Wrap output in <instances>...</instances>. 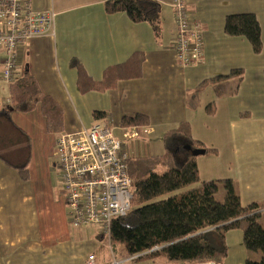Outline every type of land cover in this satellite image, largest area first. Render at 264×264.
Instances as JSON below:
<instances>
[{
	"label": "crops",
	"instance_id": "1",
	"mask_svg": "<svg viewBox=\"0 0 264 264\" xmlns=\"http://www.w3.org/2000/svg\"><path fill=\"white\" fill-rule=\"evenodd\" d=\"M157 1L163 20L159 40L148 23H133L123 13L108 15L106 0H32L34 11L56 13L55 28L17 49L15 78L29 72L41 91L61 106L63 133H76L103 121L96 120L93 112L104 111L116 137L124 139L126 131L141 129L123 130L122 117L148 115L149 132L127 142L128 153L134 157L152 156L146 140L189 122L193 137L216 150L198 157L201 180L230 179L243 205H263L264 0H186L191 19L200 22L204 35L203 62L191 68L179 65L170 50L177 30L170 0ZM246 12L255 13L261 24L263 52L258 55L245 39L224 33L227 15ZM136 52H143L145 58L141 77L122 79L104 93L79 91L73 58L90 77L101 81ZM6 56L0 50V111L11 107L10 83L1 76ZM232 69L244 71L240 85L237 77L227 76ZM111 75L109 81L116 73ZM219 76L223 77L217 82L207 83L221 85L218 94L199 95L195 104L189 102L194 90ZM212 102L214 113L207 109ZM10 116L29 136L32 150L28 181L0 159V264H42L43 259L68 264V257L72 264L74 241L88 240L89 227L74 228L65 198L55 194L59 192L50 157L55 154L57 135L47 131L40 106L29 113L11 110ZM260 220L264 223V209ZM226 243L224 264H245L248 256L259 257L245 250L241 231L228 232Z\"/></svg>",
	"mask_w": 264,
	"mask_h": 264
},
{
	"label": "trees",
	"instance_id": "2",
	"mask_svg": "<svg viewBox=\"0 0 264 264\" xmlns=\"http://www.w3.org/2000/svg\"><path fill=\"white\" fill-rule=\"evenodd\" d=\"M104 7L108 15L123 13L133 23H148L156 40L162 36L159 1L106 0ZM224 33L248 41L254 54L263 52L261 24L253 12L227 15ZM144 60L143 52L134 53L127 62L116 67V72L112 71L116 75L111 81L108 79L112 72L107 74L106 80H94L77 58L71 60V66L78 71L77 86L82 94L104 93L115 88L122 79L141 77ZM227 76L237 77V85H240L244 71L232 69ZM221 77L205 83H215ZM9 90L11 107L0 111V159L17 171L21 180L28 181L31 142L11 120V110L29 113L40 106L47 131L56 135L64 131V114L61 106L41 91L27 71L14 78ZM212 105L207 109L214 113ZM93 116L107 121L104 111H94ZM150 125V117L143 113L126 115L120 121L123 130L147 129ZM162 140L165 150L162 155L131 156L128 160L133 191L131 211L112 222L111 244H124L129 257L142 255L134 260L151 259L158 264L214 260L224 264L228 256L226 234L237 230L243 234L245 250L259 254L257 259L248 256L245 264H264V224L259 222L264 204L243 205L230 179L201 180L199 156H194L193 152L205 149V154H213L216 150L193 137L189 122L167 130ZM222 188L225 194L219 200L217 195Z\"/></svg>",
	"mask_w": 264,
	"mask_h": 264
},
{
	"label": "built area",
	"instance_id": "3",
	"mask_svg": "<svg viewBox=\"0 0 264 264\" xmlns=\"http://www.w3.org/2000/svg\"><path fill=\"white\" fill-rule=\"evenodd\" d=\"M169 5L177 26L171 47L183 66L201 64L204 35L200 22L191 19L186 0H170ZM56 16L53 10L34 11L32 0H0V50L7 53L1 76L7 83L15 78L17 49L32 38L53 33ZM140 129L141 132L126 131L125 142L149 132L148 128ZM54 155L71 225L74 228L96 227L101 239L110 240L112 222L131 211L133 199L128 168L131 155L116 137L114 127L108 121H100L76 133H61L56 139ZM87 264H96L93 254L88 257ZM171 264L220 263L207 260Z\"/></svg>",
	"mask_w": 264,
	"mask_h": 264
},
{
	"label": "rangeland",
	"instance_id": "4",
	"mask_svg": "<svg viewBox=\"0 0 264 264\" xmlns=\"http://www.w3.org/2000/svg\"><path fill=\"white\" fill-rule=\"evenodd\" d=\"M167 24H168V21L165 23V25H167ZM176 28H177V26H176ZM201 30L203 31L202 26H201ZM170 43H171L170 45H172V42H170ZM170 50L173 52V55L175 56L177 63L179 65H181L182 67H184V68L190 67L191 68V67L198 66V65L188 66V67L183 66L180 63L181 59L178 56V54L175 51L173 46L170 47ZM205 84H203L204 86L202 85L203 87H200V90L197 88V90L193 91L194 94L191 97V101L189 99V102H192L195 104L196 101H198L199 95H207V94H212L214 92H217L219 86H221V85H214L213 86L212 84H207V83H205ZM215 86H218V87L216 88ZM194 104H191V105H194ZM211 104H213L212 106L215 108V102H212ZM117 134L120 135V133H117ZM155 136L156 137H154L150 140H146V142H149V144H151V147H152L151 149H149L148 153L150 155H162L165 151L164 145H163V140H162L163 134L158 135V136L155 135ZM120 139L123 142L124 150L126 152H129L128 143H126L122 137ZM50 162H51L50 167H51V171H52V177H53V180L55 181V184H56V190L58 189L57 192H59V193L55 192V194L61 195L62 197H64L62 184H61L60 178H59L58 168L56 166L57 159H56L54 154H53V156L50 157ZM222 193L225 194L223 188L221 189V193H219L217 195V198L219 200H222L224 197V194H222ZM260 223L264 224L263 222H261V220H260ZM86 232L88 233V235L86 237L85 236L84 237L88 238V240L82 241V240L76 239L74 241L75 244H74V247L72 249V255H74V259L72 261V264H86L87 259L91 254H93L96 257V264H158V263L153 262L151 259L134 260L133 259L134 257H129L127 255L124 244H122V243L111 244V242L108 238L101 239L99 236H96L98 233V228H96V227H89ZM82 239H84V238H82ZM77 240H79V241H77ZM67 260H68V264H69V257L67 258ZM65 261H66V259H65ZM42 264H64V263L61 261L56 262L55 260H52V259H47V260L43 259Z\"/></svg>",
	"mask_w": 264,
	"mask_h": 264
},
{
	"label": "water",
	"instance_id": "5",
	"mask_svg": "<svg viewBox=\"0 0 264 264\" xmlns=\"http://www.w3.org/2000/svg\"><path fill=\"white\" fill-rule=\"evenodd\" d=\"M206 153V150L205 149H199V150H195L194 152H193V155L194 156H202V155H204Z\"/></svg>",
	"mask_w": 264,
	"mask_h": 264
}]
</instances>
